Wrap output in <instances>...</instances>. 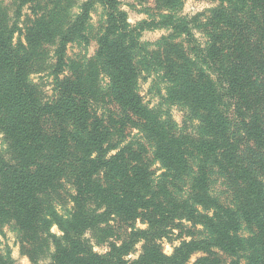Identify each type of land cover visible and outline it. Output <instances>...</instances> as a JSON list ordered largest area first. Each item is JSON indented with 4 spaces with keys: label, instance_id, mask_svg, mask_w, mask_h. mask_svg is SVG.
<instances>
[{
    "label": "trees",
    "instance_id": "1",
    "mask_svg": "<svg viewBox=\"0 0 264 264\" xmlns=\"http://www.w3.org/2000/svg\"><path fill=\"white\" fill-rule=\"evenodd\" d=\"M36 1L19 0L21 6ZM153 1L156 14L133 26L117 0L84 3L54 38L47 35L52 26L37 20L23 29L25 42L14 45V30L0 26V133L7 148L0 156V225L14 224L33 264H191L195 253L205 256L192 264H264V161L252 168L239 156L242 140L264 154V0H208L217 6L193 19L206 39L194 54L176 42L192 38L190 22L176 16L181 1ZM95 4L105 21L93 60L108 78L107 96L117 110L99 115L82 76L62 81L58 97L42 104L30 68L43 57L44 44L54 45L60 66L68 43L86 42ZM162 29L169 34L154 49L140 41L144 30ZM149 70L165 82L167 101L198 122L196 141L176 135L167 115L143 103L138 78ZM229 108L241 124L237 136L229 133ZM45 114L58 124L53 135L42 126ZM128 127L151 142L153 160L164 170L158 184L145 149L121 147ZM190 160L196 170L187 195L178 198L169 181L187 175ZM209 167L236 181L234 206L210 195ZM65 196L71 209L62 215L56 204ZM136 221L146 228H136ZM112 222L127 227L118 243L109 240L117 238ZM181 222L201 226L207 238L187 232L192 239L166 256L161 241ZM87 233L98 245L108 243V251L94 252ZM138 244L140 255L128 260Z\"/></svg>",
    "mask_w": 264,
    "mask_h": 264
},
{
    "label": "rangeland",
    "instance_id": "2",
    "mask_svg": "<svg viewBox=\"0 0 264 264\" xmlns=\"http://www.w3.org/2000/svg\"><path fill=\"white\" fill-rule=\"evenodd\" d=\"M89 0H37L33 4L20 5L19 0H0V26L7 30H14L10 35L12 44H16L20 39L24 41L25 26H29L33 21L42 20L44 24H50L52 28L48 31V36H58L61 30L72 22L81 6ZM121 10L127 14V23L131 26L136 23L148 20L147 13L156 14L154 12L155 4L153 0H117ZM181 6L176 11V16L186 19L190 22L192 38L186 39L179 37L176 42L182 43L184 48L191 54L198 52L204 47L206 39L204 35L196 29V24L193 19L201 14H206L208 10L217 6L216 2L208 0H180ZM35 8V9H33ZM156 11V10H155ZM89 20L85 34L87 36L86 42L74 41L65 46L62 55V64L57 65V59L53 51L54 45L42 44L44 48L43 57L40 61H36V65L29 70V81L36 86L38 90V98L42 104H51L55 98L58 97V92L61 91L60 83L66 79L76 80V76H82L87 87L88 102L99 113L113 112L117 107L112 104L108 98L107 86L108 78L102 73L101 69L94 63V56L97 49L96 39L104 27V11L98 4L93 5L89 12ZM202 21V16L200 17ZM169 32L162 30H144L141 33L140 41L148 45L149 49H154L155 45L162 37H165ZM155 71H144L138 78V90L142 97L143 103L151 110L158 113L161 118H169L173 123L174 133L179 136H185L192 142L196 141L198 136V122L189 119L188 112L185 108L178 104L168 102L166 99V84ZM167 115V117H166ZM45 114L42 118V126L48 135H53L56 132L58 124ZM226 122L229 133L237 136L241 131V124L238 118L232 113L231 109H225ZM131 144L135 149L141 146L145 149L144 156L150 165L152 180L155 184L161 181V175L164 172L161 165L153 160V146L151 142L137 129L128 127L123 136L121 147L123 145ZM112 152L111 154H114ZM7 156V148L4 142V136L0 133V156ZM239 156L244 163L255 168L264 161V154L258 151L252 144L242 140L240 143ZM196 170V161H189L188 174L180 179L171 182L169 181V188L171 192L178 198L185 197L191 185V179ZM208 188L210 195L217 199L219 203L225 206H234L237 196V184L234 178L225 173L219 172L213 167H209L208 172ZM65 189L72 193L70 187ZM61 198L60 202L56 204V210L60 214H65L71 209L70 202ZM116 226V223L112 222ZM135 227L144 230L145 224L141 221H136ZM127 227L123 224L116 226L118 231L117 238L109 239L110 242H119L118 239H123L126 235ZM166 239L161 241V249L164 255L171 256L173 250L179 246L182 241H190L192 238L187 235V232H192L195 240L207 238L206 231L201 226L193 227L188 222H181L177 224ZM51 233L60 236L57 227L51 229ZM241 235L248 237L249 233L245 226H241ZM85 238L91 241L94 252L104 254L108 250V243L97 244L90 233L85 235ZM141 252V244H138L134 252L130 254L127 259H137ZM203 253H195L190 259L189 263H194L201 257ZM0 264H33L30 259L21 251L19 234L13 223H6L0 225ZM45 261H39L38 264H43ZM48 262V259H47ZM247 260H243L246 264Z\"/></svg>",
    "mask_w": 264,
    "mask_h": 264
}]
</instances>
